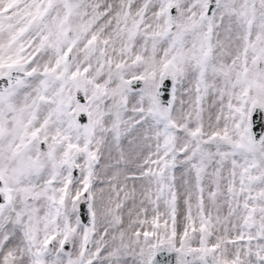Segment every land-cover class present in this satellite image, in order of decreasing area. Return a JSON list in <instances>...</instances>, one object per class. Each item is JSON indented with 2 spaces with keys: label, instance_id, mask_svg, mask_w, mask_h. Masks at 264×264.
<instances>
[{
  "label": "snow or ice",
  "instance_id": "6c2138e0",
  "mask_svg": "<svg viewBox=\"0 0 264 264\" xmlns=\"http://www.w3.org/2000/svg\"><path fill=\"white\" fill-rule=\"evenodd\" d=\"M0 264H264V0H0Z\"/></svg>",
  "mask_w": 264,
  "mask_h": 264
}]
</instances>
